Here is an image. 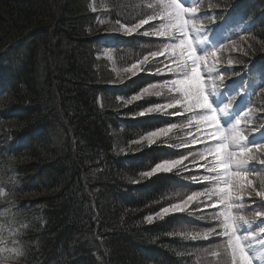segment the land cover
I'll list each match as a JSON object with an SVG mask.
<instances>
[{
	"label": "trees",
	"instance_id": "1",
	"mask_svg": "<svg viewBox=\"0 0 264 264\" xmlns=\"http://www.w3.org/2000/svg\"><path fill=\"white\" fill-rule=\"evenodd\" d=\"M99 1L101 13L88 0H0V191L11 201L0 226L18 224L20 264H232L211 232L221 224L205 202L210 181L191 180L206 172H190L200 161L186 143L188 121L162 113L172 97L152 76L163 66L151 55L158 40L145 33L154 25L122 31L152 9L145 0ZM198 10L218 19L238 12L247 29L228 40L221 61L235 73L264 69V0H202ZM101 18L123 34L115 67L145 65L120 81L96 56L91 31ZM257 100L261 114L264 85ZM169 159L180 160L174 172L144 175ZM254 168L260 191L264 167ZM196 192L184 212H163ZM255 197L246 190L244 206L259 208Z\"/></svg>",
	"mask_w": 264,
	"mask_h": 264
},
{
	"label": "rangeland",
	"instance_id": "2",
	"mask_svg": "<svg viewBox=\"0 0 264 264\" xmlns=\"http://www.w3.org/2000/svg\"><path fill=\"white\" fill-rule=\"evenodd\" d=\"M91 1V8L94 11H97L95 7V0ZM146 6L153 9V21H155L152 25L157 26L158 28L155 29L152 34L153 38L158 41H163V45L157 47L159 49L157 53L158 55L162 56L169 61L170 65L165 66L163 69L159 71L161 75L167 76L170 75V80L167 81V83L162 84L161 88L166 91H173L176 94H179L182 96V99L184 102H186L188 99H198L201 97L203 90L205 88V94L209 98V103L211 105V110H206L201 107V105H197L196 108H185L182 102L179 104L180 107L183 108V110L187 113L192 114L193 119L192 123L195 125V129L193 130V137L192 143L195 145H200V147H203L202 153L204 155V162L205 166L207 167V172L210 175L211 182L214 183V194L209 196L208 199H206L207 202H209L211 199H216L214 202V208H216L217 214L220 212L219 217L220 220L223 222L222 226H225L228 222H230L231 219L234 218V215L236 214L237 209L242 206L236 204L241 203L242 201V195L243 190L240 188V185H245L248 181V177L244 175V173H233L234 165H222L218 160L223 159L225 155L229 157V163H231L232 160L237 159L236 153L231 152L232 145L229 142L227 138H225V143L220 145V143L224 142L222 138H213L210 136V132L214 130V125L208 123L206 115H198L200 112L208 113L211 112L212 115H217V124L218 121L221 124V133L223 136H227L229 134V128L231 126H235V122L241 121L238 128L240 130H244L246 132V135L249 137L250 133V127H251V117L244 111L243 113H240L238 116H230V118H227L225 120L222 118V112H228L231 111V106L223 105L226 103V101L222 102V97L229 96V93L227 90L219 91L217 87L214 85L213 77L216 73V70L213 67H209V65L202 64L201 66V74L203 76V80H201L198 84H192L189 80H184L179 83L176 81H172L178 78V75L176 72L170 71L173 70L171 68H176L178 61L175 59L177 56L179 57V61L181 63L185 61H191L192 57L190 55V48L189 45L180 41V33L178 32L175 24L169 25V21L172 19L168 16V12L172 11L174 12L175 9L168 8V5H171L174 3V0H145ZM199 0H175V2H181V4L188 8H194V6L198 3ZM163 14L165 19L161 20L160 15ZM180 15L184 16L185 19H187L189 16H195L192 17V19L196 18V12H188L187 14L181 13ZM107 23V22H106ZM105 22L101 21L99 22V28H96L94 31H91L92 35L99 36V40L101 43L100 49L97 51V56L102 59L108 61L112 66V74L113 78L116 81H120L123 76V72L125 73H137L139 70L142 69L145 65H135L134 68L132 66V69L129 71H121L117 69L113 64V57L111 53V46H112V37L115 34V32L109 28L111 26L110 24H106ZM166 33L164 35H156L157 32ZM209 37L206 35V31L203 28H199V30L193 29L189 32L188 40L191 41L194 50L196 51L197 55H206L209 52H211L213 49L209 45ZM166 42V43H165ZM183 45V46H182ZM165 60V61H166ZM200 62H203L202 60ZM161 63V62H160ZM113 79V80H114ZM173 84H176V87L173 86ZM216 84V83H215ZM227 82L223 81L221 84H216L218 86H221L222 88H226ZM229 119V120H228ZM228 120V121H227ZM259 136V135H257ZM256 135L253 136L255 139L258 138ZM155 139V137H151V139ZM251 138H248L247 140L243 141V143L249 144V141ZM229 143V148H228ZM209 147H212L213 149H217V151L220 153L219 156L216 157L215 152H209L207 149ZM260 153V150L255 151L251 153L250 157L252 159L249 162H254L255 160H259L257 157V154ZM244 152L242 151L240 153V157L244 158ZM256 163H260L259 161H256ZM213 165L216 167L213 168ZM204 166V167H205ZM248 164L246 165V167ZM178 168V165H175L174 168ZM157 168V167H156ZM155 168V169H156ZM223 168H228V171L224 172ZM155 169L152 170V174H156L163 171H155ZM197 169V168H196ZM204 169V168H202ZM227 176L229 178V184L225 186L224 191L226 192V195L222 196V198L219 200L216 195H218V191L216 190L219 187L223 186V179ZM251 183V180H250ZM260 197V196H259ZM211 198V199H210ZM264 200V198H257V200ZM239 200V201H236ZM6 202H9L6 198V193L4 191H0V208L4 205H7ZM224 205V208H223ZM240 213H243V208L240 209ZM15 227V226H14ZM14 227L9 229L6 228L4 232L2 233V236L0 235V240H3V235L5 234V237H7L8 233H10V236L12 237L14 234ZM248 225L240 226L238 234L241 236L243 243L248 251V254L250 256V259L252 260V264H264V240H255V237L247 235V229ZM244 237H248V239H243ZM17 248L12 244L11 246L7 245H1L0 246V264H17L15 262V255Z\"/></svg>",
	"mask_w": 264,
	"mask_h": 264
},
{
	"label": "snow or ice",
	"instance_id": "3",
	"mask_svg": "<svg viewBox=\"0 0 264 264\" xmlns=\"http://www.w3.org/2000/svg\"><path fill=\"white\" fill-rule=\"evenodd\" d=\"M167 7L171 8V9H175L174 12H172V11L168 12V16L172 18L169 21V25L175 24L178 32L180 33V41L189 45L190 55L192 57L191 61H185L183 63H181L179 61L178 56L175 58L178 61L177 66H176V68H171L173 70H170V71L176 72L178 75V78L175 80H172V81H176L177 83H179V82L187 79L192 84H198L201 80L204 81L203 76L201 74L202 64L207 62L209 57L215 59L217 56V53H216V51H211L206 55H197L196 51L193 48L191 41L188 40L189 32L192 31L193 29L199 30L200 25L198 22H196L194 19H192V17H195V16H189L187 19H185L184 16H182L180 14L181 13L187 14L190 11L195 13V11H196L195 8L185 7L181 4V2H175V0H174V3H172L171 5H168ZM152 18L153 17H149V19H152ZM149 19L140 20V22L138 24H136L134 27L139 28L142 25L147 24L149 22ZM160 19L161 20L165 19L163 14L160 15ZM132 31H133L132 28L126 29V32H128V33H131ZM155 34L156 35H164L166 33H162V32L158 31ZM158 54L159 53H157V52L151 53L152 56H157ZM147 59H148L147 56L144 57V61H146ZM201 60L203 62H200ZM144 61H141V63H143ZM133 67L135 68L136 66L134 65ZM221 79H223V77H221ZM173 86L176 87V84H173ZM136 98L137 97L133 96V99H136ZM182 104L184 105L185 108H193V109L196 108V106L199 104V105H201V107L203 109L211 110L209 98L205 94V88H204L203 93H202L200 98L188 99L186 102H184L182 100ZM158 110L159 109H157V111ZM152 111H153L152 108H148V112H152ZM144 114H145L144 112L140 113V115H144ZM198 115H206L208 123L214 125V130L210 132V136L213 138H222V140L224 142L220 143V145L224 144L225 138H227L232 145L233 150L231 152L236 153V156L238 157L237 159L232 160L231 163H229L230 158L227 157V155H225V157L223 159L218 160L222 165H228V166L234 165V169L232 172L237 173V174L247 173V175H249V174L257 171V169H255V168L252 170H248V168L246 167V165L252 159V157L248 156V154L253 152V149H264V145L248 146L246 143H243V141L247 140L248 137L244 134V132L242 130H240L238 128L241 121L235 122V124H234L235 126H231L229 128V134L227 136H223V134L221 133L220 122L218 121V124H217V120H218L217 115H212L210 111L208 113L200 112V113H198ZM162 131H167V129H164ZM159 134L160 133L153 132L152 136H156ZM228 148H229V143H228ZM207 151H209V152L214 151L216 157L220 155V153L217 151L216 148L213 149L212 147H209L207 149ZM242 151L247 153V155L244 156L243 159L240 157V153ZM259 162L261 164H264V159H261ZM179 163H180V160L161 163V164L157 165V168L155 169V171L171 172L172 168ZM215 167L216 166L213 165V168H215ZM223 171L224 172L228 171V168H223ZM144 175L145 176H151L152 173L151 172H145ZM205 179H206V177H205ZM228 184H229V178L227 176H225V178L223 179V186L216 189L219 193L218 195H216L219 200L222 198V196L226 195V192L224 191V189H225V186ZM240 188L243 190V193L245 192V190H247V194L249 196L256 195V196H260L261 198H264V189H262L260 191H256V189L253 187L252 183L240 185ZM198 194H200V192H196L193 195L188 196L187 200L184 203L174 205L171 210L169 208H164L163 212L164 213H168L169 211L184 212L186 204L191 203L197 197H199L200 195H198ZM236 201H239V200H236ZM236 204L241 205L242 207L236 208L237 211H236V214L234 215V218L231 219L230 222H228L225 226H220L221 227L220 231H217L215 228H212L211 232L215 233L217 236L224 238V246L226 249H230L233 264H252V260L250 259V256H249L248 251H247V249L243 243V240H242L241 236L238 234L240 226L251 225V220L240 213V209H242L244 207L243 204H239V203H236ZM223 208H224V205H223ZM250 211H251L252 218H258L259 217V218L264 219V203L260 204L259 208H252V209H250ZM220 212L217 215H219ZM219 221H220V224L223 223L221 220H219ZM148 222L149 223L152 222L151 216L148 217ZM258 232H259V235H257V232H256V233L252 234L253 237H258L261 240H264V228L260 229ZM207 235H208V233L204 234L205 238L207 237ZM192 238L194 240L196 239L195 236ZM243 239H248V237H244Z\"/></svg>",
	"mask_w": 264,
	"mask_h": 264
}]
</instances>
